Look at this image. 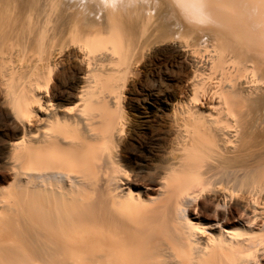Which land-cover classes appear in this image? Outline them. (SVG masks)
Segmentation results:
<instances>
[{
    "label": "bare ground",
    "instance_id": "bare-ground-1",
    "mask_svg": "<svg viewBox=\"0 0 264 264\" xmlns=\"http://www.w3.org/2000/svg\"><path fill=\"white\" fill-rule=\"evenodd\" d=\"M0 264H264V0H0Z\"/></svg>",
    "mask_w": 264,
    "mask_h": 264
},
{
    "label": "rangeland",
    "instance_id": "rangeland-1",
    "mask_svg": "<svg viewBox=\"0 0 264 264\" xmlns=\"http://www.w3.org/2000/svg\"><path fill=\"white\" fill-rule=\"evenodd\" d=\"M162 62H163V61H162ZM162 62H161V60H160L159 62H156L157 64L155 63V64H154L155 66H154V65L152 66L153 70H159V69H160L159 67H161L162 64H163ZM160 64H161V65H160ZM146 140H147V138L144 139V141H146ZM136 153H137L138 156L136 155ZM134 156H135V158L139 157V156H140V152H139L138 150L135 151V152H134Z\"/></svg>",
    "mask_w": 264,
    "mask_h": 264
}]
</instances>
